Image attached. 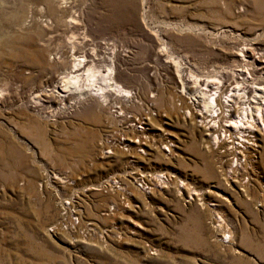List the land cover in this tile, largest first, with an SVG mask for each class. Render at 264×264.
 <instances>
[{"label": "rangeland", "instance_id": "obj_1", "mask_svg": "<svg viewBox=\"0 0 264 264\" xmlns=\"http://www.w3.org/2000/svg\"><path fill=\"white\" fill-rule=\"evenodd\" d=\"M73 58L102 102L65 88ZM257 63L264 0H0V264H264L262 139L225 181L179 91Z\"/></svg>", "mask_w": 264, "mask_h": 264}, {"label": "bare ground", "instance_id": "obj_2", "mask_svg": "<svg viewBox=\"0 0 264 264\" xmlns=\"http://www.w3.org/2000/svg\"><path fill=\"white\" fill-rule=\"evenodd\" d=\"M242 49H245V48H242ZM240 56L241 55H239V57ZM250 56L253 59H257V57L254 56L253 53H251ZM240 58H243V57L241 56ZM72 61L73 62L71 63L70 72L68 73L67 80L65 81V83L67 84V86L65 84V88L70 87L73 90H77L79 93H82V90L85 89L87 93L94 95V97H92V98H98L99 102H102V99H104V98H102V96H103L102 93L104 91L103 92L101 91L102 92L101 93L100 90L97 87H95V84H94V81H96L98 77L90 76L91 79H89V81H93V82H91L89 84L85 81H84V83L81 82L80 77H81V75L83 76L84 70H86V68H87L86 63L81 58H73ZM257 64H258L259 76H260V78L264 79V63H257ZM105 78L110 79L109 77H105ZM246 78H249V73L245 69L238 67L235 70V72L233 73V79H232L233 83H231L232 81H230V80H228L225 83L216 82V81L211 82V81H207V80L193 81L192 85H190V87L187 88V89H189V92H187L186 89H184L185 86H182V83L180 82L181 87H180L179 91L181 92L182 98L185 100H188V98L190 99V101H188V104L185 105L184 109H186L188 107H191V108H188L190 110H188V112H186V113H188V115H189V112L192 111L191 112L192 116L190 117V119L191 118L194 119V117L196 118L197 124L196 123L195 124L199 128L202 127V131L205 132V134H204L205 137L203 139H205L207 141L208 140L211 141V142H207V143L208 144L210 143V145L213 146L214 149L216 148V151L219 154L218 157L220 156L222 158V155H220L221 152L219 153V151L217 150V147L219 145L218 142L226 144L228 139L232 138L231 140L233 141V144H230L231 148L226 147L227 149L224 150V153L226 152V154L229 156V158L225 159V162H227L228 164L226 163L225 167L223 169V178L225 181L234 180L235 178H237L236 174H239L238 170L242 169L241 164H243L247 160H250L251 157H249V156L256 154V152H255L256 150H254V148H253V150H254L255 154H253V150L252 151L250 150L252 148V146H250L249 141H252L254 144H257L258 140L262 139L261 144L263 145V150H264V85H263L264 83L263 84L254 83L253 85H248V83L243 82V80H245ZM238 79H240V81H238ZM84 84H85V87H84ZM82 85H83V87H82ZM107 85L111 86L110 89H112V92H113V90L119 91L120 93L122 92V95L129 102L134 100L133 96H131L132 94H131L130 90L127 91L126 89H121L116 83H113V82H109V84L107 83ZM55 88H56V86H55ZM55 88L53 89V91L56 92L58 94V96L64 97V95L60 92H57ZM61 89H62V92H64V89L63 88H61ZM65 91H67V90H65ZM64 93H65V95L67 94V92H64ZM116 93H118V92H116ZM197 93L200 94V96H198ZM36 96L38 97V95H36ZM194 97H196V99L200 100L199 101L200 105L195 106V109H193L194 107L192 108V105H193L192 100L194 99ZM78 98H80V97H78ZM234 100H236L239 104L241 103V106L240 107L234 106V103H233ZM36 101L37 100H35V102ZM37 102H39V101H37ZM183 115H185V114H183ZM183 118H185V117H183ZM197 118L199 120H197ZM221 120H222V122H221ZM143 131L144 130H142V129L140 130L141 134L145 133ZM172 135H173L172 133H170L169 131H166V130H162L160 133V137H161V139L164 140V144L166 145L163 149L165 150V153H167L166 155H170V156L174 155L173 152H171V150H173V147H174V142L171 139ZM143 136L145 138H143L142 140L147 142L148 137L145 135H143ZM235 136L238 139L242 138V136H243L244 141H248L247 142L248 145H245L244 143L242 145V146H244V150H242L241 147H237L236 145L234 146V142H236V141H234L233 137H235ZM121 140H123V139H121ZM111 141L112 140H110V142ZM119 143H122V142L120 141ZM208 144H206V147L208 146ZM123 147H125V146H123ZM138 148H140V146ZM228 149H231V152H229ZM139 151L142 152L143 149H140ZM103 153L108 154L107 151H105ZM249 153H251V154H249ZM262 155H263L262 157H264V152ZM253 157L255 158V156H253ZM242 161H244V162L242 163ZM220 167L222 168V166H220ZM144 176H147V175L146 174L145 175H141V174L139 175V173H138L137 177H134L135 181H139V182L142 181V177H144ZM150 177H152L151 179L154 180V183L157 186H160V185L163 186L164 185L163 183H167L170 179V177L166 176V174H164V173L154 174V175H151ZM248 179H249V177H246V180H248ZM183 181L180 180L178 183V186L181 189L182 188L185 189L184 187L186 186L185 185L186 182L184 183ZM110 182L112 184H114L113 189L117 190L118 186H119V182H117V179L115 181L110 180ZM119 188H120V186H119ZM189 193H190V191H188V195H189ZM195 194H197V193L195 192ZM188 197L191 198L192 196L190 195ZM202 199L203 198H201V200ZM69 203L72 204L71 202H69ZM62 210H64L63 216H66V214H67V216L68 215L72 216L75 212L74 210L72 211L70 209V206H64L63 203H62ZM212 211H213V209H212ZM60 220H63V219H60ZM55 226H56V223H55ZM50 230H52V229H50ZM227 237H230V235L229 236L227 235ZM227 237L225 238V240L227 239ZM227 240H230V239H227Z\"/></svg>", "mask_w": 264, "mask_h": 264}, {"label": "built area", "instance_id": "obj_3", "mask_svg": "<svg viewBox=\"0 0 264 264\" xmlns=\"http://www.w3.org/2000/svg\"><path fill=\"white\" fill-rule=\"evenodd\" d=\"M234 106H236V102H235V100H234ZM237 107V106H236ZM197 120H199L198 118H197ZM236 142H234V146L236 145L237 147H241L242 148V150H244V146H242L243 145V143L245 144V145H248L247 144V142L248 141H244V137L242 136V138H240L239 140H235ZM238 142V143H237ZM250 142V146H253V145H255L252 141H249ZM225 145H227V147H230L231 148V146L230 145H228V144H225ZM230 152H231V149H228ZM241 150V151H242ZM106 185H108L109 187H111V189L113 188V186H114V184H112L111 182L110 183H107Z\"/></svg>", "mask_w": 264, "mask_h": 264}]
</instances>
